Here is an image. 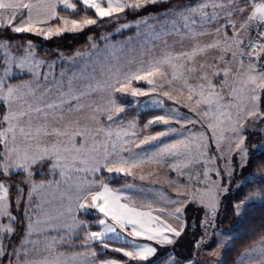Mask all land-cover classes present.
I'll return each mask as SVG.
<instances>
[{
    "label": "snow or ice",
    "instance_id": "obj_1",
    "mask_svg": "<svg viewBox=\"0 0 264 264\" xmlns=\"http://www.w3.org/2000/svg\"><path fill=\"white\" fill-rule=\"evenodd\" d=\"M80 2L87 9L94 10L98 19L108 17L119 21L121 13L128 11L136 14L138 18L130 23L120 24L116 31L120 32L123 29L135 27L137 34L144 35L149 43L152 40L161 41L164 44L163 55L159 57L152 55L155 46L151 48L142 46L139 59L136 55L118 56L117 52L124 53V48L117 49L116 46H110L113 51L109 55L115 62L104 63L99 75L96 74L95 69L91 74L82 71L79 76L74 75L67 82V91L64 90L65 85L62 79H54L51 87L47 83L41 85L38 81L28 82L24 85H6L3 80H0V104L6 106L7 109L3 117L0 118V129H3L0 131V162H2L0 163V217H8L13 225L18 221V217L9 211L8 194L12 188V185L9 184L11 175L21 172L24 179L15 188L17 196L14 203L19 209L21 199L24 198L26 206L21 215L27 222L26 225H23L25 231L23 238L19 241L18 248L11 240V236L15 235L14 227L5 228L4 234L0 236V256L15 257L17 262L23 257L24 264H37V262L28 259L29 249L26 247L31 243L32 250L35 251V246L40 243L39 240L30 239L33 233H45L48 228H55L50 223L51 218L41 220L38 216L42 208L36 203L34 196L39 189L45 187V183L43 181L39 184L35 182L36 172L33 169L36 166H40L39 170L43 171V166L48 164L50 165V174L55 175L56 169H60L59 174L63 177L67 175L71 166L79 162L86 167H77L75 169L77 172L96 174L106 170L111 174L112 179H117L134 176L133 169L141 167L146 162H154L157 165L167 163L171 171L184 175V169L194 163H201L196 159V156H206L212 146L219 150L225 130L221 129L220 135H217V125L209 124L208 129L212 132L211 141L213 142L210 145L208 137L204 133H194L185 128V125H194L197 121L182 115L179 107L165 110L164 114L148 120L143 126L145 129L163 125L165 126L164 130L155 135H146L139 140V143H136L139 139L135 130L136 123L129 122L127 128L123 126L119 113L124 112L125 107L117 103L115 93H130L133 97H138L156 92L158 91L155 87L156 78L163 77L167 80V75L162 69L165 66L172 67L174 70L173 79H179L189 92L186 98L187 103L184 106L189 107L190 111L196 112L198 115L202 114L207 117L211 113L213 118L225 117L231 123L232 126L227 131L233 134L229 139L235 144V147H230L229 151L238 156V167L241 171L248 166L250 159L249 148L246 145L248 137L245 134V125H252L254 131L256 124L264 122V109L260 104L261 95L264 94V63L260 62V54L264 53V4H250L249 0H197L195 4L160 8L155 14L145 12L144 15H138L150 7L156 8L159 5L172 4L173 0H106V7L103 6L102 0H80ZM58 3H62L65 9L73 11L77 7L76 3H70L69 0H55L51 3L48 0H39L35 4L25 3L24 0H0V50L10 47H15L18 50L26 49L25 55L16 64L19 70L36 76L35 69L42 63H48L34 59V44L31 40L26 41L23 45L15 43V40L22 34L39 35L44 39H50L65 32L82 31L85 27L97 24V19L87 16L80 20L58 17ZM209 8L212 9L211 12L207 11ZM23 10H27L26 18L21 19ZM237 14L243 17L239 29H237L235 19ZM54 19H59V24L56 27H41V25H49L50 21ZM124 19L127 18L124 17ZM221 20L224 23H220ZM227 29H231V36L228 35ZM241 32H244L245 35L241 36ZM253 33L256 37L255 40L249 38ZM168 36L178 39L169 45L165 39ZM204 36H214L215 38L211 42L204 43L202 41ZM102 39H106V37H102ZM186 39L192 41L190 49L178 53L171 51L176 44L183 45ZM92 47H96L95 43ZM210 49L220 50L221 55L216 59L219 63L224 64L223 68H220L218 63L211 65L199 63L197 66L196 57L205 54ZM131 51L134 53L135 49ZM245 57L248 58V66L241 73L240 69L243 68ZM121 60H126V64L121 65ZM179 60H183L184 63H175ZM237 60H239V67L233 74L231 64ZM5 63L8 64L9 61L6 60ZM133 65H135L134 68ZM52 66H54V62L49 63V67ZM10 72V67L4 68L5 76H8ZM221 75L223 76L221 82L213 83V79ZM63 76L64 73H61V77ZM193 76L197 80L196 84L189 82ZM229 76H232V83H229ZM241 76L242 79H237ZM44 80L47 81L48 77L45 76ZM75 81L81 83L76 84ZM133 81H146L153 87L147 91L132 88ZM168 83L171 84V81ZM224 88L231 90V99L226 100L222 95ZM23 89H27L23 95L31 96L36 104L34 106L25 101L27 103L26 111L13 110V103L22 98ZM92 92L108 93L109 107L101 115L103 118V115L106 114L109 121L107 126H103L97 120V114H101L99 106L94 109L91 116L94 128L87 126L81 128L78 126L79 121L71 120H68L63 128L50 125L49 120L61 122L65 120L66 114L79 111V104L74 108L71 101H79L83 96L90 95ZM161 94L169 100H174V97L167 91H162ZM194 95L196 96L195 100H193ZM238 98L244 101L243 106L235 103ZM152 103L162 107L164 100H153ZM201 104L207 107L200 109L198 106ZM233 106L236 107L235 120H233L230 111ZM33 113L37 114V119H42L44 122L33 127ZM113 113L116 114L115 117ZM25 116L28 117V120L22 122V118ZM5 122L8 125L7 128L3 127ZM173 123L180 124L181 127L177 129L172 126ZM113 124L117 126L114 128ZM17 131L23 142V148L17 142ZM101 133L105 136L104 141L101 142L102 151L96 147L95 139ZM47 136L57 137V140L41 148V138ZM77 137H80V141L77 140ZM165 137H172V142L162 139ZM89 139L93 141L91 148L87 143ZM33 141H36L35 146H33ZM132 143L136 144V149H143L145 145H154V147L150 151H135L127 147ZM251 151L257 155H264V142L253 144ZM81 153H85V155L82 157ZM216 158L209 159L215 161ZM219 159L226 160V167L223 169V175L219 168L214 170L217 179H211L209 172L213 170L210 169L203 172V180H200V174L195 177L189 175L190 182L195 180L202 184L203 188L193 187L191 183L179 185L178 190L179 187H186L188 190L175 199L166 196L162 190L154 192V196H159L161 201L166 202L170 206V210L154 209L151 203L146 205L147 210H144V207H137L138 197L128 191L137 187L134 183H127L114 189L104 180H101L99 184H96L95 180L78 181L74 197L78 202L77 212L86 213L94 209L103 215V218L96 221L103 226L102 230L87 232L82 238L81 246L85 247L90 243L99 242L104 249H108L107 241L121 239V232L127 230L128 236L143 238L152 243L141 244L136 243L135 240L125 241L130 245L128 249L114 248L112 251L122 253L124 257L128 258L127 260L121 262L115 259H106L99 261L98 264H197L194 258L180 256L175 251V245L190 227L195 229L197 226L203 230V235L194 242V256L198 254L202 245L209 242V229L216 228V218L221 208L222 197L230 195L229 188L236 171V168L231 164V156L225 158L220 155ZM250 175L256 179L248 180L247 177H244L243 181L236 184V188H240L246 183H255L259 186L232 204V210L237 216L249 202H254L257 199L264 200V184H260V180L264 177L255 172ZM140 179L144 180L145 177L141 175ZM25 188L28 189L26 197L24 196ZM94 188L97 190L94 191ZM138 191L144 193L153 190L141 187ZM189 205H194L199 215V220L193 219L191 224L185 215ZM157 211L166 212L174 223H169L161 219L159 215H154L153 213ZM109 220L111 223H108ZM39 224H44L46 227L38 229L36 225ZM82 226L83 222L77 224L75 219L72 225H64L63 227L69 235L61 237L60 242L71 243V234ZM117 227L121 232H117ZM225 235L231 239L229 234ZM5 240L8 241L7 244H5ZM54 243L55 239L52 241V244ZM52 244H48L46 250L51 251ZM217 247L222 248L225 245L218 244ZM92 255L95 257L97 253L93 252ZM9 264H12L11 259H9ZM38 264H59V255L51 261L45 257ZM93 264H97V261H93ZM239 264H264V236H261L256 245L241 253Z\"/></svg>",
    "mask_w": 264,
    "mask_h": 264
},
{
    "label": "rangeland",
    "instance_id": "obj_2",
    "mask_svg": "<svg viewBox=\"0 0 264 264\" xmlns=\"http://www.w3.org/2000/svg\"><path fill=\"white\" fill-rule=\"evenodd\" d=\"M80 1V0H77ZM70 3H73L69 1ZM103 6H107L106 0H102ZM83 7L87 9L84 5ZM62 8V7H61ZM65 11H69L72 13H75L78 11V7H76V10L73 11L72 9H65L64 6L62 8ZM59 10V8H58ZM57 10V13H58ZM89 10V9H88ZM94 11V10H93ZM26 12L27 10H23V13L21 14V19L26 18ZM155 14V13H153ZM121 19L119 21H116L114 18H108L105 17L102 20V23H99L97 28H95L94 33L88 37V34L86 33L91 26L85 27L82 31H77V32H65L61 35L53 36L50 39H44L42 36L39 35H30V34H22V36L18 39L15 40L16 44H25L26 41L31 40L34 44V52L33 56L34 59L37 61L43 60L47 61L48 63H42L38 68L35 69L36 76H33L31 74H27L26 71H21L16 67V64L19 62V59L23 57L26 53V49H20L18 50L15 47H10L7 49L0 50V80H3L5 84H11V85H24L27 84L28 82H35L38 81L41 85L47 83L49 87L52 86V81L55 80H63L64 85H65V91H67V82L70 78H72L74 75L79 76L82 71H86L87 74H91L93 70L95 69L96 74H100V69L103 66L104 63H114L113 57L109 55L113 49L110 46H116V48L123 47L124 48V53L117 52V55H123V56H129V55H136L137 59H139V54H140V49L143 46L144 48H151L155 46L154 52L152 55H155L157 57L163 55V49H164V44L161 41L158 40H152L151 43L148 42L146 37L144 35H138L137 30L135 27L129 28V29H123L120 32H117L116 29L119 27L120 24L122 23H130L133 20H127L124 19V17L127 18V14L121 13ZM58 17L59 14H58ZM66 19V18H65ZM71 20V19H69ZM19 23V21H17ZM59 24V19H54L50 21L49 25H41V27H56ZM102 29V30H100ZM130 31V33H129ZM111 34V35H109ZM102 37H106V39H102ZM91 38V39H90ZM165 39H167L168 44L171 45L173 44V41L177 39L176 37L173 36H168ZM95 43L96 47L93 48L92 45ZM43 46V53L44 55L38 54L39 50H42ZM178 44L175 45L174 48L171 49V51L177 53L178 49ZM135 49V52L133 53L131 50ZM7 53V55H5ZM59 54V55H58ZM63 57V59H61ZM75 58V60H73ZM8 60L9 63L6 64L5 61ZM54 62V66L51 68L49 67V63ZM121 65L126 64V60H121L120 61ZM175 63L179 64L178 61ZM5 67H10L11 72L9 73L8 76L4 75V68ZM135 65H133V68ZM166 75H167V80H165L163 77H157L156 78V84L155 87L158 89L156 92H151L149 95H142L138 97H133L130 93H115V97L117 99V103L121 104L125 107V111L122 113H119V118H122L123 121V126L127 128L129 122H135L136 123V129L139 128L141 130H144L146 134L143 135H138L139 139H137L136 143H139L140 139H143L144 136L146 135H155L160 131H157L155 134H151L150 130L154 127H165L163 125H156L152 126L150 128L145 129L143 126L147 123L148 120L154 118L157 115L164 114L165 110H170L174 107H179V111L182 115L190 117L193 120H196V124H188L185 125L186 129H190L191 132L194 133H204L205 136L208 137V142L211 145L213 142L211 141V136L212 132L210 129H208L209 124H216L217 125V135H220L221 129H224V138L221 141V146L219 150H217L214 146L210 147L207 155L206 156H196V159L201 161V163H194L197 167L199 166V178L204 179L203 177V172L207 169L213 170L209 172V176L211 179H217L215 176L214 170L219 168L221 170V175H223V169L226 167V160H221L219 159L220 155L225 156V158L231 156V164L234 168H236V171L233 175V182L232 185L229 188L230 195L227 197H230L231 195H234L240 188H236V184L243 181L244 177H247L248 180L252 179V176L250 173L244 172L245 168L243 171H241L238 167L239 159L238 156L230 152L229 149L234 148L235 144L230 141L229 137H231L233 134L230 131H227L232 125L227 121L225 117H219V119L213 118V114H209V116L205 117L202 114L198 115L196 112L190 111L189 107L184 106L185 103L180 102V94H184L188 96L187 93L185 92H180L182 90L183 85L182 82L179 79H173L174 75V70L172 67L165 66L162 69ZM61 73H64V76L61 77ZM26 77L23 78L20 81L17 82H12V80L16 77ZM47 76L48 80L45 81L44 77ZM168 81H171V84L168 83ZM181 82V83H180ZM74 83L79 84L81 83L80 81H75ZM191 83V82H190ZM193 84V83H191ZM217 84H219L217 82ZM132 88H139L141 90L147 91L150 88L153 87V85H149L146 81H133L131 84ZM187 90V87H185ZM7 89L5 88V91ZM230 89H228L229 91ZM27 89L22 90V98L13 103V110H27V101L28 103H32L34 106L36 104V101L33 100L31 96L23 95L24 92H26ZM162 91H167L169 92L173 97L174 100H169L167 97L163 96L161 94ZM227 93V88L223 89L222 95ZM38 95V94H37ZM225 97V96H224ZM230 97V98H229ZM225 97L226 100L231 99V96ZM164 100V104L162 107L155 105L152 103L153 100ZM196 99V96H194V100ZM15 100V98H14ZM179 102V103H175ZM244 101L242 99L238 98L237 104H240L243 106ZM79 104V111H73L70 114H66L65 120L61 122H56L49 120V123L53 127H59L63 128L64 124L68 121H79V127L83 128L85 126L89 128H94L95 125L93 124L91 120V116L93 115L94 109L99 106L101 109V114H97V120L100 121V123L103 126H107L109 124V121L106 118V114L103 115V118H101V115L104 113V110L109 107L108 105V93L106 92H92L90 95L83 96L79 101L73 100L71 101V105L75 108V106ZM261 108L264 109V94L261 95ZM67 107V106H65ZM200 109H205L207 106L204 104H201L198 106ZM231 109H235L234 117L233 120H235V115H236V107H232ZM230 109V110H231ZM6 106L0 104V118L3 117V115L6 112ZM147 112L148 115L146 114ZM233 113V112H231ZM114 117L116 116L115 113H113ZM33 127H35L38 124L43 123L44 121L42 119H37V114L33 113ZM28 120V117L25 116L22 118V122H26ZM183 123V122H181ZM117 125L113 124V127L115 128ZM173 127H176L179 129L181 127L180 124L173 123ZM4 128H7L8 125L5 122L3 125ZM246 132L245 134L247 135L248 139L246 140V145L249 148V156L251 158L252 151H251V146L253 144L261 143L264 142V122L258 123L255 125V130L253 131L252 128L253 126L250 124H246ZM3 129H0L2 131ZM96 147L101 148V142L104 141L105 136L103 133H101L99 136H96ZM166 142H172V137H165L162 138ZM57 140V137L54 136H47V137H42L40 146L43 148L46 144L50 145L51 143L55 142ZM77 140L80 141V137H77ZM17 142L18 144L23 148V142L20 140L19 132L17 131ZM83 142V141H81ZM36 141H33V146H35ZM88 147L91 148L93 141L92 139H89L87 141ZM127 147L135 150V151H150L154 145H145L143 146V149H136V144H128ZM82 157L85 155V153L80 154ZM195 155V154H194ZM211 157H217L215 161H211L209 158ZM183 159V158H181ZM250 160V159H249ZM2 163V162H0ZM249 163V162H248ZM81 166L80 168L86 167L84 164H79V162L76 163V165L71 166L68 169L67 175L69 176H75L77 179L73 183H56L53 181H49L48 179L44 180H35L37 184L41 183L42 181L45 183V187L42 189H39L38 193L35 194L34 199L38 205L42 208V211L38 213V216L41 220L51 218L50 223L54 225L56 222H52V219H55V215L51 214V211L53 209V203L56 201V195L57 192H68L71 193V199L70 195L68 196H63V194L59 193L60 195L58 196L61 199V202L64 203L65 206L67 204L70 205L71 211L67 209V215L59 216V218H65L67 219V224H61L58 223L55 228H48V231L45 233H39L35 232L33 233L32 237L30 238L31 240H39L40 243L35 246L36 250L33 251V245L31 243L27 244L26 247L29 249V255L28 259L30 261L34 262H40L44 260L45 257L48 258L49 261L53 260L56 256L59 255V264H93V261H97V264L100 260L98 258V253L97 251L94 250L93 245L90 243L88 246L82 247V238L83 236L90 231H101L102 227L96 221L99 218L94 219V221L88 220V216L90 217L99 215L96 210L91 209L86 213H81L77 212L78 214L81 213L82 216H73V211H76L74 207H76L77 202L75 200V195H76V186L78 181H93L95 180L96 184H99L101 180H105L113 183H109V186L111 188L115 187H121L124 184L127 183H135L136 180L139 181L137 186H141L143 183H141L140 176L143 175L145 179H150L152 178L155 181L154 186H158L161 182V179L163 180L164 177H167L164 175V172L167 170H170L169 165L167 163H163L160 165H157L154 162H146L144 163L141 167L133 169L134 171V176L126 177L128 180H125L126 182L124 184H121L120 182L114 183V179H112L111 174L107 173L106 170H102L99 173L92 174L90 172H77L75 169L77 168L76 166ZM60 169H56L55 175H51L50 178H53L55 176H60V178H63L60 174ZM20 172H15L13 174H17ZM174 176L175 177H180V178H187V174L185 173L184 175H181L177 172ZM12 174V175H13ZM107 178V179H105ZM125 178V179H126ZM48 182H52L49 184ZM158 183V184H157ZM9 184L12 185V188L8 194V200H9V211L11 214L15 215L18 217V221L15 225H13L12 221L8 217H0V236L4 234V230L6 227H14L15 230V235L11 236V240L15 242V247H19V241L23 238V233L25 231V228L23 225H26V221L24 217L21 215L25 208V202L24 198L22 197L20 207L17 209L14 201L17 196L12 193L13 187L16 186L14 183H12V179L9 180ZM203 185L199 183V187ZM72 187V188H68ZM68 188V189H67ZM95 189V188H94ZM93 189V190H94ZM28 189H24V196L26 197ZM56 195H55V194ZM227 197H222L227 198ZM223 201V200H222ZM260 199L255 200L254 202H260ZM250 203V202H249ZM248 205V204H247ZM66 208L64 207V210ZM245 208L241 210V214L239 215V218L241 217L243 211ZM80 217V218H79ZM75 219V222L77 224L83 222V226L86 227L87 231L83 232L80 234L82 238L76 240L79 238V233L78 231L82 228H78L75 233H72V241L71 243H61L60 238L61 237H67L69 233L67 230L63 227L64 225H72L73 221ZM71 223V224H69ZM109 223V222H108ZM36 227L39 228H44L46 225L44 224H39L36 225ZM117 230V229H116ZM117 232H119L117 230ZM78 233V235H77ZM209 233L212 235V240L211 243L214 245L213 248L211 247H206L204 246V249H207V251L203 254L204 259H201L200 261L198 258V261L200 264H221L222 262V252L223 250L228 247L232 239L234 237L233 233L230 230H225L222 228H217L216 230H211L209 229ZM225 234H229L231 239H228V236ZM110 236L113 234H109ZM121 237H123L121 240L126 239L124 237V234L121 232ZM53 239H55V243L52 244ZM210 240V235L209 238ZM118 240V239H116ZM115 239H112V241H116ZM128 241H133L132 239H128ZM136 243H141L143 244L144 242L139 241L137 238H135ZM8 241L5 240V244H7ZM52 244V250L48 251L46 250L47 245ZM100 244V243H99ZM218 244H224L225 247H217ZM101 245V244H100ZM79 246L80 252H71L73 251V248ZM117 248L114 245L109 244L108 249H104L103 246L101 245L100 247V252H106V251H112V249ZM249 247L248 249H250ZM72 249V250H71ZM75 251V250H74ZM93 252H96L97 255L94 257L92 255ZM119 253V252H118ZM207 253V256L205 255ZM215 253V254H213ZM123 256L122 253H119ZM201 254V252H200ZM9 259H11L12 264H24V259L21 257L20 261L17 262L15 257H7V256H0V264H9ZM107 259H114V258H107ZM128 258L125 257V260ZM106 260V259H104ZM115 260L117 261H125L120 258H116Z\"/></svg>",
    "mask_w": 264,
    "mask_h": 264
},
{
    "label": "trees",
    "instance_id": "obj_3",
    "mask_svg": "<svg viewBox=\"0 0 264 264\" xmlns=\"http://www.w3.org/2000/svg\"><path fill=\"white\" fill-rule=\"evenodd\" d=\"M194 0H173L172 4L168 5H159L156 8H149L146 10L141 11L138 15H144L145 12H152L156 13L160 10V8H167L171 7L174 4L178 3H186ZM78 7V11L75 13L65 11L61 7L58 10V14L60 17H64L66 19H83L84 17L97 19V24L90 27L88 30H86L88 37H90L93 33L95 28L99 27L97 26L99 23H102V19H98L95 16V12L93 10H88L83 7V4L80 1H74ZM125 14L129 15L127 16V20H134L138 18L136 14H133L131 12L126 11ZM97 26V27H96ZM102 30V29H100ZM130 33V31H129ZM253 34L251 35V37ZM250 37V39H251ZM42 50L38 51V54L44 55L43 46ZM261 61L264 62V53L260 54ZM27 77V76H26ZM24 77H18L14 78L12 82H17L22 80ZM147 112L146 114L148 115ZM49 167L50 165L45 164L43 166L44 170L40 171V166H36L33 170L36 172L35 180H44V179H50L51 175L49 173ZM244 172L246 173H258L261 177H264V155H257L252 153L251 158L249 160L248 166L245 168ZM12 183H14L16 186L19 184L20 181L24 179L23 174L17 173L11 175ZM256 177L252 176L251 180H255ZM260 184H264V179L260 180ZM16 186L13 187L12 193L16 195ZM259 184H245L238 190L234 195H231L230 197L223 198L220 211L216 218V228L211 229L216 230L217 228H222L225 230H230L234 237L232 239L231 244L226 247L222 252V264H235L238 257L245 251L247 248L251 247L255 243H257L261 236H264V200H261L260 202H250L248 205H246L241 217L235 215L232 210V204L234 202H238L243 198L245 194L250 192L253 188L258 187ZM99 218V216H88V220L94 221V219ZM187 218L189 220V223L191 224V221L193 219L199 220L198 210L195 208V206H190L187 210ZM87 231L86 227L83 226L79 231V238L76 240L82 238L80 236L81 233ZM203 235V230L200 229L198 226L195 229H192L191 227L185 232V234L178 240V242L175 245V251L182 257H191L194 258L197 261V264H199L200 261V250L197 255L194 256V242L200 238V236ZM211 240L205 245H202V247H211L213 244L211 243ZM109 244H113L111 241H107ZM117 244V243H115ZM93 245V248L98 253L99 259H107V258H120L125 260V257L119 254L115 251H106V252H100L101 245L99 242H95ZM214 246V245H213ZM80 249L79 246H76L73 248V250ZM199 258V261H198Z\"/></svg>",
    "mask_w": 264,
    "mask_h": 264
},
{
    "label": "crops",
    "instance_id": "obj_4",
    "mask_svg": "<svg viewBox=\"0 0 264 264\" xmlns=\"http://www.w3.org/2000/svg\"><path fill=\"white\" fill-rule=\"evenodd\" d=\"M69 1H71V2L74 3V1H76V0H69ZM24 2L25 3L32 2V3L35 4V3H38L39 0H24ZM48 2H50V3L51 2H55V0H48ZM249 2H250V4H264V0H249ZM195 3H197V0L190 1V2H186V3L174 4L171 7H174V6H184V5H187V4H195ZM60 7L63 8V4L62 3H58L57 4V10ZM211 10H212L211 8L207 9V11H209V12H211ZM247 14H250V13H247ZM235 19H236V23H237V29H239L240 23L242 22L243 17H241L239 14H237V16L235 17ZM220 23H224V21L221 20ZM213 27H215V25H213ZM227 32H228V35L229 36L232 35L231 29H227ZM240 35L241 36H244L245 33L244 32H241ZM214 38H215L214 36H204V37H202V41L204 43H208V42H211ZM191 45H192V41L187 40V39L184 40L183 45L178 44V47L179 48L177 49V53L178 52H181V51H184V50L190 49L191 48ZM257 51L259 52V49ZM220 55H221V52H220L219 49H210L205 54H202V55H199V56L196 57L197 66L199 65V63H206L208 65H211L213 63H218V66L220 68H223L224 67V64L219 63L217 61V59H216ZM229 56H230V54H229ZM226 58H228V57H226ZM260 62L261 63H264V62L261 61V58H260ZM178 63L179 64H182V63H184V61L183 60H179ZM247 66H248V58L245 57L244 58L243 68L240 69L241 73H243L247 69ZM231 67H232L233 74H235L236 71H237V68L239 67V60L233 61V63L231 64ZM197 75H199V73H197ZM242 78H243L242 76L241 77H237V79H242ZM222 79H223V76L222 75L221 76H217V77H215L213 79V83H216V84H217V82L220 83ZM228 80H229V83H232V76H229L228 77ZM189 82H191L193 84H196L197 83V80L193 76V78ZM228 89L229 88H227V93L224 94L225 97H229L230 96L231 90L228 91ZM180 92H185V93H187L189 95V92H188V90H186L185 86H183V88H182V90H180ZM186 98H187L186 95L180 94V102L181 103L187 102V99ZM193 100H194V98H193ZM237 102H238V99L235 101V103H237ZM230 111L233 112L232 113V116L234 117L235 109H231ZM135 130H136V132H137L138 135L146 134V132L144 130H141L139 128H137ZM162 130H164L163 127L162 128L161 127L160 128L159 127H154V128H152L150 130L151 131L150 133L151 134H155V133H157V131H162ZM76 167H81V166H78L77 165ZM184 172L187 174V178L175 177L174 175L176 173H174V171L167 170L166 172H164V175H166L167 177H164L163 180L161 179L160 181H158V182H161L158 186H154V183H155L154 180H156V179H154V180L152 178H150V179H144V180H141L140 179L141 180V183H143L141 186H137V184L139 183V181L136 180L135 183H136V186L137 187L134 188V189H132V190H128V191H130L134 196L138 197L137 202H136V206L137 207H144V210H147L146 209V205L149 204V203H151L152 204V207L154 209L164 208V209L170 210V206L166 202L161 201L160 198H159V196H154V192L156 190H162V192L166 196L175 199L178 195H180L181 193H184V192H186L188 190L186 187H179V190H178V186L179 185H189L191 183L193 187L203 188L202 186L199 187V183L195 182V180H193V181L190 182L189 179H188L189 175L195 177L198 174V172H199V166L197 167L196 165L192 164L189 168L184 169ZM76 179H77V177H75V176L66 175L63 178H60V176H55V177L50 178L48 180L49 181L56 182V183L57 182H59V183H63V182H65V183H73ZM125 180H128V178H126V179L125 178H117V179H114V181H115L114 183L120 182L121 184H124L126 182ZM200 180H203V179H200ZM105 182L108 183V181H105ZM109 183H111V182H109ZM111 184H113V183H111ZM141 187H143L146 190L147 189H152L153 191L152 192L146 191L144 193H140L138 191V189L141 188ZM68 188H72V187H68ZM113 188L115 189V187H113ZM95 190H97V189H94V191ZM59 193L60 194L62 193L63 196L70 195V197H71V193H73V192L68 193V192L61 191V192H57V195L54 193L56 195V201H55V203H53V209L51 211V214L52 215H55V219L54 220L52 219V222L55 221L56 223L54 225H56V226H57L58 223H61V224H65L66 223L67 224V221L68 220L65 219V218H59V216L67 215L68 214L67 213V209L70 208V205L69 204H67V206H65L64 203L61 202V199L58 197L60 195ZM79 202H83V201H79ZM77 203L78 202H75V204H77ZM190 206L191 205H189V207ZM192 206H194V205H192ZM64 207L66 208L65 210H64ZM74 208L76 209L77 208V205ZM73 213H74L73 216L74 215L75 216H77V215L82 216L81 213H79V214L77 213V210L76 211H73ZM98 214H99L98 215L99 218H103V215L101 213H98ZM153 214L154 215H159L161 217V219L166 220L169 223H174V221H172L171 219H169V217L167 216V213L166 212H159V211H157V212H154ZM185 215L187 217V211H186ZM71 221H73V218H72ZM108 222L111 223L110 220ZM69 224H71V223H69ZM117 230L119 232H121V230L119 229V227H117ZM122 233L124 234V237L126 236L125 237L126 239L121 240L123 238V237H121V239H118V240L115 239L116 241H112V240H108V241L113 242V244H110V245H114L117 248H125V249H128L130 247V245L129 244H126L125 241H128V239L135 240V238L134 237H131V236H128L127 235V230H125ZM137 239L139 241H141V242H144V243H152L151 241L144 240L143 238H137ZM210 239H212V235L211 234H210ZM115 243H117V244H115ZM91 244H94V243H91ZM256 244L257 243H255L254 245H256ZM254 245H252V246H254ZM211 248H213V245H212ZM79 250L80 249L75 250V251L73 250L71 252L72 253L73 252H80ZM206 251H207V249H204V247H201V249H200L201 259H204L205 258V257H203V254ZM205 255L207 256V253ZM240 256L238 257V259H237V261H236L235 264H239V258H240ZM100 260H102V259H100ZM199 264H200V262H199ZM221 264H222V262H221Z\"/></svg>",
    "mask_w": 264,
    "mask_h": 264
},
{
    "label": "built area",
    "instance_id": "obj_5",
    "mask_svg": "<svg viewBox=\"0 0 264 264\" xmlns=\"http://www.w3.org/2000/svg\"><path fill=\"white\" fill-rule=\"evenodd\" d=\"M255 38H256L255 34L253 33V36L251 37V39L255 40Z\"/></svg>",
    "mask_w": 264,
    "mask_h": 264
}]
</instances>
